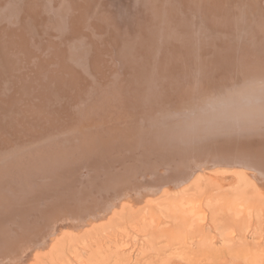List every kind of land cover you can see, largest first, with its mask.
Masks as SVG:
<instances>
[{
    "label": "bare ground",
    "instance_id": "6f19581e",
    "mask_svg": "<svg viewBox=\"0 0 264 264\" xmlns=\"http://www.w3.org/2000/svg\"><path fill=\"white\" fill-rule=\"evenodd\" d=\"M113 1L124 6L127 0ZM150 1L153 0H134L131 9L135 10V14L129 21L120 23L121 13L116 19L108 20L103 25L106 27L105 29L101 28L103 27L100 26L101 22L94 27L88 23L92 27L93 33L85 35L83 38V40H88L85 42L86 45L82 44L84 41L79 38L81 36L76 32H79L77 24L83 25L87 14H89L86 8L88 1L38 0L37 6L33 0H0V26L1 24L4 26V28L0 27L4 34L3 37L0 32V110H5V114L2 112L5 116L6 113L9 115L6 120V117L0 118V131L3 132L2 135L13 140L20 136L21 140L26 139L29 133L45 132L42 143L40 140V144L35 142L36 144L33 146L28 145L32 147L21 151L20 157L12 155L6 157L5 155L6 158H0V189H3L0 192V241L4 237H9L8 231L12 236H16L29 230L33 224L36 225L38 219L45 217L43 210L47 207L49 211H53L51 210L53 207H65L74 201L87 199V193L83 189H77V185L84 188L92 183L89 181L91 178H93L92 181L100 182L106 178L116 177L120 172L126 173L137 167L138 164L148 162V159L154 160L164 155L162 152L180 151L182 154L187 151L189 145L195 147L191 150H197L196 154L198 153L200 156L211 144L217 145L220 149L223 147L224 150L231 148L232 151L233 148H236L234 145L239 146L238 150L243 149L246 144L248 146L255 145L256 148L252 147L251 150H246L248 151L247 155H244L246 151L243 152L244 156H241V153L231 157L215 154L216 156L210 157L211 159H206L210 162L206 166L207 169L211 168L212 164L216 167L222 166V164H232L235 167L243 166L244 171L250 173L249 170H252L257 173V175L253 173L254 176L264 180V166L258 165L264 160V43H259L260 48L250 47L254 42L249 41L247 44V39L244 40L245 36H252L247 28L244 30L238 24L239 16L243 13L244 8L239 12V15L228 13L231 16H225L220 7L225 0H154L159 1L158 7H150ZM48 3L52 6L66 3V6H63L64 10L61 12H56L53 9L46 11L43 5ZM73 6L76 8L71 14L70 10ZM36 10L43 14V21H39L38 13L34 12L32 16L31 11ZM248 10L250 11V9ZM262 11L264 12V10ZM2 12H5V16L1 15ZM199 12L207 13L208 16L200 18V21H194L195 23L192 25L191 20L199 17ZM258 12L260 13V11ZM50 13L55 16V21L50 27L58 34V38L54 39L47 38L48 33L44 31L50 28L40 29L46 25L45 19L50 16L48 15ZM36 15L38 16L35 17ZM74 16L79 19L77 24L74 21ZM219 20H222L220 23L225 25L223 28L215 27ZM259 23V28H262L263 32L261 40L264 41L263 18ZM14 24L15 32L7 27V25L11 27ZM249 24H251L250 21L246 25L250 26ZM236 30L241 32L236 35ZM17 32L19 35L16 34ZM103 34H105L106 42L102 41ZM114 34L117 39L119 38L117 41L114 40ZM38 37H42L43 41L47 39L49 42L47 50L49 48L50 50L47 57L56 52L61 55H58L57 59L62 63H54L53 65L58 69L51 70L47 76L44 74V71L49 70L46 60L37 58L40 53L31 50L32 46H29V43L35 42ZM74 41L80 43H74ZM92 41L102 44L110 42L106 56L96 54L94 47L89 46ZM133 49L136 52H133ZM41 50L39 51L43 53L44 49ZM122 52H124L123 56L126 54L124 57L121 56ZM103 57L108 58L110 62H106ZM102 62L103 66H107V68L103 67L104 70L97 69L98 72H95V67ZM11 65L16 68L14 73L18 72L22 76H13L8 73L5 68ZM249 65L253 66L250 70L246 69V66ZM220 66L226 68L223 71L226 78L237 77L240 78L237 80H244V82L237 87L226 85V89L222 90L221 94H218L213 100L204 99V102L199 104L197 101H189L190 98L187 97L189 92L182 89L184 86L179 80L180 77L183 82L187 80L188 88L199 90L200 85L196 86V78L212 77V74L208 72L218 71ZM55 73L62 79L59 86L54 85L50 79ZM182 74L184 75L181 76ZM114 75L117 78L122 77L124 83L122 82L123 84L118 87H115L117 83H114L115 85L110 82L106 83L107 78L105 77ZM192 77L194 80L190 81ZM203 83L200 89L212 82L206 80ZM86 84L88 85L86 86ZM145 93L148 95L145 96ZM85 94L93 99L88 101L89 97H85ZM24 96L30 97L29 100L34 102L33 109L28 106L29 109L25 105L26 98ZM118 96L122 97L119 100V105L113 104V100ZM183 96L186 97V103L176 104L177 100ZM175 99L176 102L173 105ZM10 102L14 103L13 107L18 106L14 109L7 106L6 104ZM134 103H137L138 107H134ZM190 103L191 105L187 106ZM45 105L58 107L62 116L66 117L69 116L70 107L75 106L78 114L77 117H70L71 121L68 120L66 123L68 127L57 131L55 135L52 134L53 132L49 135L45 131V127H47L45 118L50 112L47 113ZM112 105L115 109L114 112L120 111L126 116L134 113L136 109L150 111V113L144 112L150 120L144 119V122H141L144 126L139 128V132L144 134L136 138L137 140L126 138L123 133L108 140L93 138V132L98 130L99 114L105 109L103 107L108 106L109 108ZM184 106L187 108L178 109V107ZM34 118L38 120L36 121ZM18 123L26 125H18ZM213 128H216L217 137H213L214 134H211ZM192 134L196 135L195 139L200 138L198 143L196 140L187 142L188 139H183V136L188 137ZM1 138L5 139L3 136ZM207 138L211 139V143L205 142ZM215 138H221V143L223 142L224 146L213 142ZM6 139L8 140V138ZM225 142H231L232 145ZM86 166L88 171L83 176L79 170ZM198 167L188 161V164L178 171L176 178L179 180L176 182L178 184L187 183L195 171L202 175L199 172L205 171L206 167H204L205 169L199 168V170ZM213 168L210 169L213 172L225 170L235 173L239 177L238 179L242 178L243 174L247 176L242 168L239 172L236 171L240 170L237 168L231 170ZM12 169L13 174L10 172ZM114 181L115 179H113ZM117 188L118 185L113 187L114 190ZM261 191L263 192L262 189ZM9 196L11 199L8 198ZM121 196L122 194L112 195L114 200H96L97 203L92 205L94 207L89 208L91 216L97 215L94 217L100 219L105 216L101 212L105 209L109 210L108 206L115 207L119 204L121 206L125 203ZM262 196L264 197V194ZM126 200L129 199L126 198ZM97 204L99 205L97 206ZM10 206L19 208V213H15L13 216L7 213ZM99 206L104 210L95 214L94 210ZM118 207L116 209L121 208ZM67 210H69L68 207L66 212ZM81 223L79 224L81 225ZM71 224H69L70 227L75 223ZM79 224H75L74 228H77ZM67 225L65 226L69 229V225ZM58 228L56 230H59ZM61 231L71 234L73 230H66V228L63 230L62 227ZM56 235L54 236L56 237ZM50 244L54 246L53 243ZM45 246L52 247L51 245L48 247L49 245L46 244ZM40 248H37L34 254L32 253L34 260L40 253L46 251L44 248ZM57 248L55 247V249ZM60 248L63 249L61 246Z\"/></svg>",
    "mask_w": 264,
    "mask_h": 264
},
{
    "label": "rangeland",
    "instance_id": "374dc122",
    "mask_svg": "<svg viewBox=\"0 0 264 264\" xmlns=\"http://www.w3.org/2000/svg\"><path fill=\"white\" fill-rule=\"evenodd\" d=\"M33 1H35L38 6V0ZM86 1H88V6H86V8L89 14H87V18L84 20L85 22L83 23V25H78L77 20L79 19H76L74 16V21L76 22L78 26L77 28L79 30V32H76V34L81 36L79 38L82 40L85 35H91L93 33L92 27H94V25H99L100 22V26H103L105 25V23H107L108 20H114L122 13L121 17L119 18V22L123 23L125 21H129V19L132 18L135 14V10L131 9V4H133L134 0H127L124 6L113 0ZM241 1L242 0H225L222 2V6L220 5V7L222 8V12L225 13V16H231L228 13H236L239 15V12L244 8L243 13L239 16V20L241 19L243 14L244 17H242L240 21L238 20V24H240V26H242L244 30H246L245 28H247V30L250 31V34L252 35L247 37L244 35V40L247 39V44L249 41L251 43L254 42L250 47L255 46L257 48H260L259 45L264 43V41L261 40V36L263 33L262 28H259V21L262 18L264 20V12L262 11L264 10V0H244L242 1V3ZM158 5L159 1H150V7H158ZM43 6L44 8H46V11H51L53 9L56 12H61V10H64L63 6H66V3L56 6H52L48 3ZM75 8L76 7L73 6L71 7V10L69 9L71 14H73L72 12ZM256 8L258 9V11H260V13L256 11ZM248 9H250V11ZM31 12L33 16L34 12L36 14L38 13V10ZM4 13L5 12H2L1 15L5 16ZM202 14V12H199V17L196 18L197 20L195 18H193L194 20H191L192 25L195 23L194 21H200V18L202 19L204 16H208L207 13H204L203 15ZM218 14H220V12H218ZM38 15L39 21H43V14L38 13ZM38 15H36L35 17H37ZM45 15L50 16L45 19L46 25L44 27L42 26L40 29L44 30L50 28L47 31L44 30L46 33H48L47 38H58L56 30L50 27L55 21V16L52 15V13ZM221 21L222 20H219L216 23V28H223L225 26L224 24L220 23ZM249 21L251 24H249L250 26H247L246 24L249 23ZM88 23L92 24V27ZM0 27L4 28L2 24ZM7 27L15 32V24L11 27L7 25ZM249 27H252L253 29ZM101 28L105 29L106 27L103 26ZM19 29L21 30V28ZM115 31L117 32L118 30ZM239 32L241 31L236 30V35ZM18 33L19 32H17L16 34ZM1 34L4 37V34L2 32ZM21 34L24 35V33ZM104 36L105 34H103L101 38L102 41L106 42ZM118 39L114 34V40L117 41ZM45 41L47 42V39H44L43 41L42 37H38L36 38L35 42L33 41L31 42V44L29 43V46H32L31 50H36L40 53L38 54L37 58H41L44 61L46 60L47 68H49V70L44 71V74L45 76H47L50 74L51 70L58 69L53 65L54 63L57 62V64H60L62 62H58L57 59V56L60 55L59 52L53 54L54 56L49 55V57H47L50 48L47 50L49 42L46 43ZM83 41L84 42L82 44H86L85 42H88V40L86 39ZM105 42L102 44L96 41H92L89 46L94 47V49L96 50V54H104L106 56L109 50L108 46L110 42L108 44ZM74 43L80 42L74 41ZM255 43H257V45H255ZM42 45L44 46L42 47ZM39 50L43 51V53H41ZM67 52L69 53V50ZM133 52H136L135 49H133ZM123 54L124 52L121 53V56H123ZM103 58L106 62H110L108 58ZM103 67L107 68V66H103L102 62L99 66L95 67V72L97 71V69L104 70ZM247 68L250 70V68H253V66H246V69ZM5 69H7V72L12 74L13 76H22L18 72L16 74L14 73L16 72V68L12 67V65L10 67H6ZM225 69L226 68H224L223 66H220L218 71L210 70L211 72H208L209 74H212V77H205L203 79L196 78V86L200 85V88L202 84H204L203 82H205L206 80L212 82L210 85H207L203 89L199 88V90L188 88L187 80L186 82H183L181 80L182 77H180L179 80L183 83L182 86H184L182 89L189 92V96H187L188 98H190L189 101H197V103L199 104L203 103L204 99L213 100L216 98V96H218V94H221L222 90L226 89V85L229 84V86L237 87V85H240L244 82V80H237L240 79L237 77L234 79H232V77L226 78L227 76H225L223 73ZM184 74H182L181 76H183ZM37 76L39 77V75ZM58 76L59 75L55 73V75L50 78L51 82L57 86H59L62 80ZM105 78H107L106 83L110 82L113 83V85H115L114 83H117L115 87H118L119 85L124 83V79L120 76L117 78L116 75H114L112 77ZM193 80V77L190 78V81ZM87 85L88 84H86V86ZM147 95L148 94L145 93V96ZM84 96L89 97L86 94ZM24 97L26 98L25 105L27 107H32L33 109L34 102H32V100H29L31 99L30 97ZM185 98L186 97L183 96L179 100H177V102L180 101L181 103H177L175 99L174 102L172 101L173 105H175V102L176 104L183 105L184 103H186ZM92 99L93 98L90 99L89 97L88 101H91ZM120 99H122V97L118 96L117 99L113 100V104L119 105ZM6 105L12 107L13 109L18 106L17 105L13 107V102H10ZM189 105H191V103L187 106ZM136 106L138 107L137 103H134V107ZM187 106L178 107V109H186ZM45 107L47 108V113L50 112L48 113V117L45 118V120L47 121V127H45V131L49 133L53 131L52 134L54 135L55 133H57V131L65 129L66 126L68 127L66 123H68V120L71 121L70 117H77L78 114L76 113L78 112V110L75 106H71L73 109L70 107L68 117H66L65 115L62 116L60 109L56 106L45 105ZM103 108L105 109L101 114H99V126H97L98 130L93 132V138L99 140H108L119 135L120 133H123L126 138L137 140L136 138H138L141 134H144L143 132H139V128L141 129L144 126L141 123L144 122V119L150 120V118H148V116H146L145 114L150 113V111H139L138 109H136L134 110V113L126 116L123 112H114L115 109L113 105L109 108L108 106ZM0 112L1 115L5 114V110L3 109H1ZM1 115L0 118L6 117L5 120L8 118L7 113L6 116ZM35 120L37 121L38 119ZM18 125L26 124L18 123ZM6 132L10 133L9 131ZM2 133L3 132L0 131V138L1 136H3L5 137V139L1 138L0 141V158L5 157V155L6 157H8V153H10L11 150L16 149L18 146L23 147V149H21L20 151H25L26 148H24V146L29 147L28 145L30 144L33 146L36 144L35 142H37V144H39L40 142L42 143L44 139L43 135L45 132H34L35 135L34 133H29V137L26 136L27 138L23 140H21V136L17 137V139L14 140L12 138L9 139V137L2 135ZM190 133L192 132L190 131ZM195 136L196 135L193 134L188 137L183 136V139H188L187 142L196 140V142L198 143V140L200 138L195 139ZM6 138H8V140ZM23 138H25L24 135ZM202 145L204 146V144ZM193 148L195 149V147L189 145L186 149L187 151L182 152V154H180V151H175L173 153H170V151L169 153L162 152V154L164 155H161L154 160L148 159V162L150 161L149 163H140L137 165V167L128 170L126 173L120 172V174L116 177L106 178L100 182L92 181L93 178H91V180L89 181L92 183L88 184L84 188H81L77 185V189H83V191H85L88 195L87 199L74 201L75 205L78 206V208L80 207V205H83L84 210H86L87 207L91 208V206L95 202L97 203V201L103 200H99V197L97 196L104 195L105 192L108 195L122 194V201L125 202L123 203L125 205L122 204L121 206H119V204L118 206L121 208H119L118 206H108V212L104 211L105 216H102L100 219H96L98 217H94L97 215L91 216L92 213L90 214V209V211L88 212H82L80 215H82V217L85 216L84 218H82L83 222L81 223L83 227L78 222H71L72 224H79V227L77 226V228H74L76 227L75 224L72 226L73 228L70 227V223H64V225L60 224L61 227L58 225L56 229L59 227V230H55L54 233L47 238V241L45 243L46 245H49L48 247H50V245L52 247L47 248L45 244L38 247L35 246L36 249L33 248L30 253L31 255L29 254L26 259L21 262V264H120L121 262L123 264H264V197L262 196L264 194V180H261L258 176H254L253 173L255 172H252V170H249L245 166L244 168L248 169L250 173L248 171L246 172V170L244 171V169L242 168L243 166L235 167L232 166V164H230L229 166L228 164H222V166L219 165L217 167H209L207 169L206 165L210 163L209 161H205V163L203 164H198L187 159L188 154L196 155L197 150L192 151L191 149ZM7 150H9V152H7ZM19 155L16 157L21 156ZM185 161H187L186 164H188V161H191L193 164L199 166L198 170L199 168L205 169L204 167H206V169L205 171L203 170L202 172H199L202 173V175L198 174V172L195 171L189 178L187 183L178 184L176 181L179 179H177L176 177L178 175V171L181 168L183 169L185 167ZM212 168H228L229 170L234 168L240 169L236 170L237 172L241 171L242 168V171L246 172L245 174L247 176L243 174V177L238 179L239 177L235 173L225 170H215L213 172L210 170ZM156 169L161 174L156 175ZM80 170L79 172H81L82 175L84 173L86 175L88 168L86 166L85 168H81ZM255 175H257V173H255ZM149 176H151L152 179L148 178ZM113 179H115L114 182ZM142 181L145 183H150V186H140L141 184L138 183ZM101 182L102 184H100ZM127 183H129L128 186L126 185ZM130 184L133 185L131 186ZM136 184L138 185L136 186ZM117 185L118 188L114 190L113 187L115 188ZM122 186L123 188L120 189ZM138 186L139 188L136 189L135 192L126 194L124 193V191H130L131 188ZM258 188H261L263 192ZM123 198H125V200L126 198L129 200H126V202L125 200H123ZM255 201H257L258 203H255ZM117 207L119 209H116ZM47 209L48 207L43 210L44 216L49 215H46ZM94 212L95 214H99L97 213V209H95ZM92 217H94L95 219ZM101 221H103V223H101ZM67 224L69 225V229H67L68 227L65 226ZM38 227L43 230L42 224L37 225L36 228ZM62 227L63 230L66 228V230L73 231L71 232V234L62 231L60 232V229L62 230ZM52 229H54V227ZM44 230L47 232V228H44ZM55 232L58 234L56 235ZM54 235H56V237ZM51 240L53 241L51 242ZM49 242L53 243L54 246ZM60 246L63 249H61ZM65 246H68L67 249ZM55 247L58 248L55 249ZM37 248H44V250L46 251H44L45 253H40L42 257L39 255L34 260L33 254L34 251L37 250ZM56 251H58L59 253H55ZM120 255L122 256V258ZM104 260H106L107 262ZM25 261H27L28 263Z\"/></svg>",
    "mask_w": 264,
    "mask_h": 264
},
{
    "label": "water",
    "instance_id": "95a60500",
    "mask_svg": "<svg viewBox=\"0 0 264 264\" xmlns=\"http://www.w3.org/2000/svg\"><path fill=\"white\" fill-rule=\"evenodd\" d=\"M215 129L216 128L211 129L212 131L210 130L211 131V134H214L213 137H217L218 136L216 134L217 132L215 131ZM47 133H49V132H47ZM210 140L211 139H208L207 138V139H205V142L208 141V142L211 143ZM221 141H222L221 138H215V141H213V142L222 144ZM250 142H252V141L250 140ZM225 143H228V142H225ZM230 143L231 142H229L228 144H230ZM231 145H232V143H231ZM234 146L236 148H233V151H232L231 148H227V149L224 150L223 147H221V149H220L217 145L211 144V145L207 146V149L205 150V152H208V153H205L204 152V154H202L201 156H200V154H196V155L195 154H188L187 159L191 160L192 162H196L198 164L199 163H205V161H207L206 159H209L212 156H216L215 154L221 155L222 157L223 156H229V157H231V156H236V155L238 156V153H241L240 155L241 156H244V155H247V153H248V151H246V150H249V149L251 150L252 147L253 148H256L257 147L255 145L248 146V144H246L243 147V149H239V150H241L239 152V150H238V147L239 146L238 145H234ZM30 147H32V146L24 147V148L29 149ZM21 149H23V147H19L18 146L15 150H11V152L8 153V155L18 156L19 153L21 152L20 151ZM243 152H245V154ZM263 162H264V160H263ZM263 162H261V163L259 162L258 165L260 166V164H262V166H264V163ZM229 165L230 164H228V166ZM211 167H216V166H213V164H212ZM157 169H156V175L157 174H161V173H159L157 171ZM10 172L13 174V169ZM148 178H152V177L149 176ZM142 182H140L138 184H141L140 186H150L149 185L150 183H148V182H146V183L143 182L142 183ZM138 184H136V186ZM126 185L128 186L129 183H127ZM130 185L132 186L133 184H130ZM122 188H123V186L120 189H122ZM138 188H139V186L138 187L131 188L130 191H124V193L126 194V193L135 192L136 189H138ZM2 190L0 189V192H2ZM106 194L107 193L105 192L104 195H99L97 197H99V200H101V199L104 200L106 197H107L106 200H110V199L113 198L112 197V194H109L111 196H109L108 194L106 195ZM8 198L11 199L10 196ZM98 205L99 204H97V206ZM62 207H64V206H61L59 208H54L53 207V209H51L53 211H49L47 209L48 211L46 210V215H48L49 213L50 214L52 213L53 215L52 214L51 215L49 214L48 216H45V217H42L41 219H38L37 220L38 222L36 221L37 222L36 225L33 224L29 228V230H27L26 232H23V233L21 232L20 235L12 236V234L9 233L10 231H8L7 233L9 234V237H4L0 241V264H21V262H23L26 259V257L31 253L32 249L35 246H37V245H39V246L40 245H44L46 243L47 238L51 234L54 233V231L56 230V227L58 225H60V224L64 225V223L65 224L66 223H70L71 224V222H79V223L82 222V218L83 217L80 214H81V212H84L83 205L82 206L80 205V207L78 208V206H76L75 203H70L67 206H65V208H62ZM66 207H68L69 210H67V212H64L67 209ZM91 207H94V206H91ZM89 208L90 207H87V209L85 211H87V210L90 211ZM18 209L10 206V207H8V212L7 213H9L11 216H13L15 213H19V210ZM25 209H28V208H25ZM96 209H97V213H100L102 210H104V208H100V206L98 208H96ZM104 211L105 212H108V210H104ZM104 211L101 212V213H104ZM3 223H5V222H3ZM40 224H42L43 230H44V228H47V232L46 231H43L40 227L36 228L37 225H40ZM1 227H3V226H1ZM53 227H54V229H52Z\"/></svg>",
    "mask_w": 264,
    "mask_h": 264
}]
</instances>
